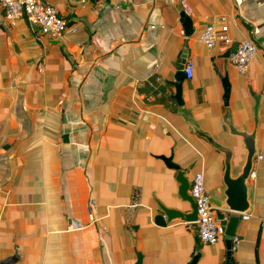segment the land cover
Instances as JSON below:
<instances>
[{
  "label": "crops",
  "instance_id": "obj_1",
  "mask_svg": "<svg viewBox=\"0 0 264 264\" xmlns=\"http://www.w3.org/2000/svg\"><path fill=\"white\" fill-rule=\"evenodd\" d=\"M44 1L71 23L60 40L26 20L10 26L0 7V264L11 257L16 264H136L139 256L143 264H191L197 256L196 264H226L225 239L206 246L194 224L155 223L154 195L181 205L175 173L157 158L172 148L191 179L204 174L209 193L221 185L223 158L172 112L176 73L188 61L194 69L182 99L222 144L238 149L240 141L221 122L219 77L230 79L240 128L253 130L254 97L261 99L262 159L233 258L264 264V0H189L190 38L177 0ZM222 17L233 46L250 38L258 47L245 76L222 43L209 51L198 42Z\"/></svg>",
  "mask_w": 264,
  "mask_h": 264
},
{
  "label": "water",
  "instance_id": "obj_2",
  "mask_svg": "<svg viewBox=\"0 0 264 264\" xmlns=\"http://www.w3.org/2000/svg\"><path fill=\"white\" fill-rule=\"evenodd\" d=\"M180 23L186 38L193 36V21L185 13L180 15ZM238 44H235L225 55L228 59L231 53H235ZM187 73L184 70H178L175 77V95L172 97L177 108L172 112L178 115L188 127L193 136L203 140L215 153L223 158V174L221 185L209 193V201L214 209L217 210V218L220 220L221 227L225 230L226 243V264H234L232 252V238L237 235V228L241 221L240 216H249L253 210V173L261 156L259 146V111L260 97H254L255 105L253 108L254 127L250 132L246 128H240L230 110V101L232 96V85L228 75L220 76L223 87V104L226 109L222 116V125L226 128L230 137L240 141L238 149L226 146L216 140L214 135L205 131L200 123L195 119L193 112L188 109L182 99L183 84L187 80ZM175 148H172L171 155L157 157L162 161L165 167L175 173L174 182L177 185V199L181 205L178 207H169L153 196L155 205L160 212L155 218L156 225L160 227L171 226L175 223L194 224L199 221L197 206L190 195L192 181L190 179V170L184 169L175 162ZM228 218V220H226ZM200 256H197L191 264H196ZM17 259L11 257L1 264H16ZM136 264H143L142 256L138 257Z\"/></svg>",
  "mask_w": 264,
  "mask_h": 264
},
{
  "label": "built area",
  "instance_id": "obj_3",
  "mask_svg": "<svg viewBox=\"0 0 264 264\" xmlns=\"http://www.w3.org/2000/svg\"><path fill=\"white\" fill-rule=\"evenodd\" d=\"M177 1L183 13L187 16L193 14L192 8L189 5V0ZM0 7L4 11L6 22L10 26H16L18 22L26 20L30 28L34 31L44 37L54 40L64 38L69 30L68 22L60 16L58 10L45 3L44 0H0ZM221 21L223 25L220 28L214 24L208 25L198 38V42L204 45L209 51L214 50L219 43L227 47L228 51H230L233 46V40L229 36V27L226 25L227 18L222 17ZM258 53L259 50L255 42L247 38L238 44L236 52L229 55L228 61L238 75L245 76L248 74ZM193 69V62L188 61L186 71L188 78H191ZM158 81L161 80L159 79ZM261 159L262 156L259 157V161ZM190 195L197 206L199 221L196 226L200 242L206 246H215L221 239H225V230L221 227L220 220L217 218V210L210 204L209 192L206 188L205 176L203 173H197L194 176ZM235 216L243 220L249 217L240 215ZM226 220H228V218ZM90 222H95L92 214H90ZM73 228L77 230L83 229L81 225H77V227ZM240 242L241 240L239 237L235 236L232 238V252L238 249Z\"/></svg>",
  "mask_w": 264,
  "mask_h": 264
},
{
  "label": "trees",
  "instance_id": "obj_4",
  "mask_svg": "<svg viewBox=\"0 0 264 264\" xmlns=\"http://www.w3.org/2000/svg\"><path fill=\"white\" fill-rule=\"evenodd\" d=\"M68 27L70 28L71 27V23H68ZM222 140V139H221ZM214 152L212 151V153L211 152H206L205 154H206V158H207V162L209 163V164H212L214 161H215V157H214V154H213ZM200 240V239H199Z\"/></svg>",
  "mask_w": 264,
  "mask_h": 264
},
{
  "label": "flooded vegetation",
  "instance_id": "obj_5",
  "mask_svg": "<svg viewBox=\"0 0 264 264\" xmlns=\"http://www.w3.org/2000/svg\"><path fill=\"white\" fill-rule=\"evenodd\" d=\"M190 179H191V176H190ZM192 179H193V177H192ZM192 179H191V181H192Z\"/></svg>",
  "mask_w": 264,
  "mask_h": 264
}]
</instances>
